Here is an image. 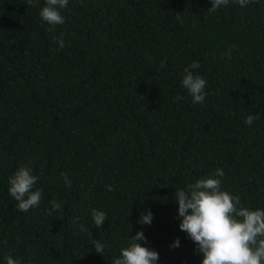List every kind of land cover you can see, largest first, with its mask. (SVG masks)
<instances>
[{"label": "trees", "instance_id": "trees-1", "mask_svg": "<svg viewBox=\"0 0 264 264\" xmlns=\"http://www.w3.org/2000/svg\"><path fill=\"white\" fill-rule=\"evenodd\" d=\"M43 6L0 0V264H112L137 231L158 264H200L176 191L220 168L221 190L264 209V0H69L54 26ZM193 61L203 104L181 84ZM22 165L43 190L27 212L8 192Z\"/></svg>", "mask_w": 264, "mask_h": 264}, {"label": "clouds", "instance_id": "clouds-1", "mask_svg": "<svg viewBox=\"0 0 264 264\" xmlns=\"http://www.w3.org/2000/svg\"><path fill=\"white\" fill-rule=\"evenodd\" d=\"M230 2L241 7L247 6L250 0H211L209 12H215ZM33 0H27L31 6ZM69 0H45V6L40 11V17L49 25L63 24L64 16L61 9L68 6ZM52 31V28L48 29ZM60 48L64 47L63 37L58 38ZM166 63L162 61L161 67ZM197 61H193L189 67H185V75L181 80L182 87L187 89L194 104H203L205 101V87L207 81L199 75H194L190 69L199 68ZM183 99L178 96L175 100ZM259 119L257 115L250 114L245 123L252 125ZM67 187L72 182L67 173L61 174ZM223 169L217 168L214 176L202 177L194 183L187 185V190L175 192L178 202V214L182 218L179 227L196 245V250L202 254L200 264H264V209L252 210L241 203L238 195H232L220 188L223 177ZM38 177L32 174L28 166H20L13 176L9 178L8 192L17 202L18 209L27 212L38 207L41 203L43 190L34 189ZM111 190V189H110ZM51 209H45L46 214L52 216L61 207L60 203L50 201ZM94 225H103L107 216L103 211L92 209ZM152 213L141 214L138 223L151 224ZM81 233L85 232L83 225ZM131 243L120 249L119 258L112 264H158L159 253L138 243L146 240L142 231H137L131 237ZM91 245L97 254H102L105 245L93 240ZM174 247L179 246V238ZM6 264H20L11 255L6 256Z\"/></svg>", "mask_w": 264, "mask_h": 264}]
</instances>
